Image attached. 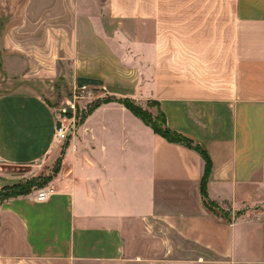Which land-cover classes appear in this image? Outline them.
<instances>
[{
	"label": "crops",
	"instance_id": "obj_1",
	"mask_svg": "<svg viewBox=\"0 0 264 264\" xmlns=\"http://www.w3.org/2000/svg\"><path fill=\"white\" fill-rule=\"evenodd\" d=\"M98 3L0 0V190L57 160L45 201L0 202V264H264V0H105L104 16L79 14ZM61 82L109 96L62 146ZM124 99L157 103L205 151L206 196L227 218L203 203L201 156Z\"/></svg>",
	"mask_w": 264,
	"mask_h": 264
},
{
	"label": "rangeland",
	"instance_id": "obj_2",
	"mask_svg": "<svg viewBox=\"0 0 264 264\" xmlns=\"http://www.w3.org/2000/svg\"><path fill=\"white\" fill-rule=\"evenodd\" d=\"M94 4V0H88ZM98 6L99 10L98 11H93L90 12L89 10L80 7L79 8V14L85 15V14H98L101 16H104V3L105 0H98ZM1 77V76H0ZM69 79V77H68ZM59 80H64L62 77ZM69 83V81H68ZM59 90L55 92L54 94L56 95L55 99L53 100L54 106H55V114L57 113V107L60 104L66 103L68 100H72L74 91L73 87L70 84H67V82L59 83ZM97 92V95L94 99H88V98H77L75 100V112H74V129L72 134L65 140L67 141L73 134L75 133V129L77 126L81 124V121L83 120L84 116L91 110L95 109L96 106L100 105L103 101L107 100L109 96L103 92L101 89H95ZM130 100V99H129ZM132 103L138 107L145 113L146 117L151 120L157 127L161 128V114L159 110V106L155 102H148L146 106H139L135 104L133 100ZM65 141L61 142V146ZM57 167V160H50L47 163H39L36 167H27L25 169V172L21 171L20 169H15V175H19L21 180V175L25 173V177H22L24 180V185H26V189H32V191H39L41 189H44L45 187L48 186V177L53 176V172L55 168ZM30 170V171H29ZM22 184V183H20ZM217 209L225 214H227L220 206L216 205ZM127 264H139V263H127Z\"/></svg>",
	"mask_w": 264,
	"mask_h": 264
},
{
	"label": "trees",
	"instance_id": "obj_3",
	"mask_svg": "<svg viewBox=\"0 0 264 264\" xmlns=\"http://www.w3.org/2000/svg\"><path fill=\"white\" fill-rule=\"evenodd\" d=\"M119 103L121 105H123L127 110H129L134 116H136L137 118H139L146 126L150 127L151 130L155 133L158 134L159 136H161L162 138H164L165 140H167L170 143H175V144H180L183 145L187 148L193 149L194 151H196L201 158L204 161V175L203 178L201 180V195L203 198V203L205 205V207L213 214L217 215V216H221L224 218H227V214L219 211L217 209L216 204L210 202L206 196V192H205V186L207 183V180L209 178L210 172H211V161L208 157V155L205 153L204 150H202L198 145H195L191 140L187 139L186 137L178 134L177 132H174L172 130H170L169 128H167L166 124H165V118H164V114L161 111L160 107V114H161V128L157 127L151 120H149L145 113L140 109V107L134 105L132 103V101H130L129 99H124L119 101ZM159 106V105H158ZM97 107V106H96ZM95 107V108H96ZM94 109V108H93ZM93 109H91L85 116L84 118L90 114ZM83 118V120H84ZM82 120V121H83ZM81 121V122H82ZM56 171V168L53 172V175ZM48 182H50L52 180V177H48ZM26 185H24V183L22 184H15L9 187H5L3 189L0 190V202L5 201L7 199L10 198H15L18 196H24V195H28L32 192V189L34 187H32V189H26Z\"/></svg>",
	"mask_w": 264,
	"mask_h": 264
},
{
	"label": "built area",
	"instance_id": "obj_4",
	"mask_svg": "<svg viewBox=\"0 0 264 264\" xmlns=\"http://www.w3.org/2000/svg\"><path fill=\"white\" fill-rule=\"evenodd\" d=\"M73 91L72 100L66 101L64 106L63 104L58 105V110L55 114L54 138L59 142L65 141L73 132L75 100L77 98L94 99L97 95L95 89L86 86L73 87ZM48 195L49 193L45 189H41L37 193V200L43 202L48 198Z\"/></svg>",
	"mask_w": 264,
	"mask_h": 264
}]
</instances>
